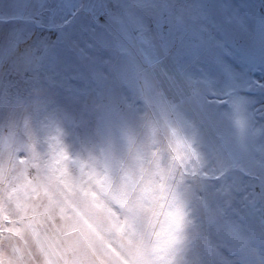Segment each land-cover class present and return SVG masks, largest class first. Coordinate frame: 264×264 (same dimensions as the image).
Returning <instances> with one entry per match:
<instances>
[{
  "label": "rangeland",
  "instance_id": "374dc122",
  "mask_svg": "<svg viewBox=\"0 0 264 264\" xmlns=\"http://www.w3.org/2000/svg\"><path fill=\"white\" fill-rule=\"evenodd\" d=\"M122 186L144 264H264V0H0V262L64 264Z\"/></svg>",
  "mask_w": 264,
  "mask_h": 264
},
{
  "label": "snow or ice",
  "instance_id": "6c2138e0",
  "mask_svg": "<svg viewBox=\"0 0 264 264\" xmlns=\"http://www.w3.org/2000/svg\"><path fill=\"white\" fill-rule=\"evenodd\" d=\"M125 192L126 186H122L109 201L111 211L107 230L97 227L94 238L89 239L84 248L66 249L64 264H144L143 252L133 247L130 238L125 240L129 228L127 213L132 211Z\"/></svg>",
  "mask_w": 264,
  "mask_h": 264
},
{
  "label": "trees",
  "instance_id": "16d2710c",
  "mask_svg": "<svg viewBox=\"0 0 264 264\" xmlns=\"http://www.w3.org/2000/svg\"><path fill=\"white\" fill-rule=\"evenodd\" d=\"M200 10L198 9V12ZM195 18V17H192ZM48 57H46V52L43 56L44 62H43V70L47 73V74H54L55 76V83H51L49 84L48 81L41 83L42 86H45V89H38L39 90V98L37 101V104L42 100V98H45L47 100H53L56 101V99H59V101L65 100L67 99L65 97V95L67 93H65L66 89L61 88L59 85L65 87L66 83H65V77L66 75L69 77H73L75 75V68H78V64L75 62V65L73 66V68L67 67L65 66V60H72L71 56H69L66 53L60 54L57 50H51L48 51L47 53ZM192 73H194L196 70L191 69L190 70ZM64 72V73H63ZM56 73H61L62 77H58L56 75ZM212 74V73H211ZM53 84V85H52ZM34 92V90H33ZM235 93V89L233 90H229V97L228 99L230 100V96L233 97L232 95ZM32 94H30L31 96ZM51 98V99H49ZM224 99V97H222ZM227 100V101H229ZM232 195H239V193H236L234 191L231 192ZM234 196L232 197H228L227 199L230 200V203L233 205V203L235 205H237V201L235 199H233ZM232 199H233V203H232ZM230 213L229 208H226V206H223V216L225 219L229 220L230 216H227Z\"/></svg>",
  "mask_w": 264,
  "mask_h": 264
},
{
  "label": "crops",
  "instance_id": "0c3cea01",
  "mask_svg": "<svg viewBox=\"0 0 264 264\" xmlns=\"http://www.w3.org/2000/svg\"><path fill=\"white\" fill-rule=\"evenodd\" d=\"M73 8V7H72ZM74 9V8H73ZM75 10V9H74ZM14 84H15V82H14ZM7 87H8V85H7ZM15 91V90H14ZM13 92V91H12ZM0 219H1V217H0Z\"/></svg>",
  "mask_w": 264,
  "mask_h": 264
}]
</instances>
